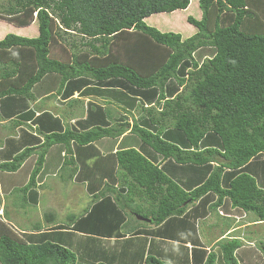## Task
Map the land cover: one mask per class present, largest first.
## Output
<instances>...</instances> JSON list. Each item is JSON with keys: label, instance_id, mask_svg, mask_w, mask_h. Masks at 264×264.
<instances>
[{"label": "trees", "instance_id": "obj_1", "mask_svg": "<svg viewBox=\"0 0 264 264\" xmlns=\"http://www.w3.org/2000/svg\"><path fill=\"white\" fill-rule=\"evenodd\" d=\"M8 3L3 9L8 18H15L21 28L35 22L37 34L9 33L0 39L1 116L13 122V115L19 112V120L32 117L14 99L32 98L35 86L37 93L47 92L50 86L46 80L54 77L61 88L66 82L77 88L106 82L117 88L94 86L88 90L108 93L122 102L126 99L130 109L139 104L147 117L134 120L131 128L133 144L138 147L119 149L103 158L92 144L112 136L111 129L62 131L48 114L38 118L43 129L59 131L49 133L39 146L43 151L23 192L34 186L45 151L59 145L68 151L66 161L78 162L76 179L86 182L91 203L81 215H71L64 224L44 230L35 222L30 230L18 234L0 218V264H78L86 259L91 264H170L160 258L162 250L154 253L147 238L162 242L171 238L183 247L192 242L190 264H215L216 254H207L196 245L195 221L225 203L264 221V0H199L201 18H186L196 30L190 37L162 31L151 18L186 11L191 0ZM58 29L81 34L84 45L94 53L73 54L69 62L64 61V49L61 55L53 52ZM113 40L121 42V51L114 55L109 49ZM204 48L214 54L199 65L193 53ZM107 51L113 57L100 59ZM169 81L174 82L172 88ZM180 86L186 88V95L181 92L173 97ZM23 147L12 138L6 140L0 151V181L7 183V176L30 168V163L24 162L39 147L19 152ZM90 154L98 158L88 166ZM151 156H161L164 164H154ZM66 164L64 161L62 166ZM118 173L124 180L116 185ZM20 195L14 196L17 208L23 207ZM27 199L20 200L24 203ZM4 212L8 217L6 208ZM43 217L52 222L55 213ZM137 217L150 220L153 227L123 231L133 227L128 218ZM126 234L131 237L122 246L104 245L105 239ZM259 243L264 258V246ZM218 246L222 264H239L235 253L240 240H224Z\"/></svg>", "mask_w": 264, "mask_h": 264}, {"label": "crops", "instance_id": "obj_2", "mask_svg": "<svg viewBox=\"0 0 264 264\" xmlns=\"http://www.w3.org/2000/svg\"><path fill=\"white\" fill-rule=\"evenodd\" d=\"M46 83L49 84L50 86V89L47 92H43V90H40L38 93L35 94L33 91L34 88H36L35 86L31 90L32 98L25 100L23 97L22 99H18L17 97L16 99H14L17 103H19L23 107L24 113L26 114L27 112H31L32 115L30 116L32 117H30L29 119L19 120L18 119L19 114H20L19 112L13 115V120H14L13 122V121H10L11 118L7 119L0 115L1 129L4 128L5 124L9 122L12 123L13 128H14L12 130L14 131L13 135H9L4 140L0 141V151L3 150L4 143L6 142L8 138H12L15 144L16 142H19V144L22 143L24 145L23 148L19 149V152H20V151H23L25 147L31 148V147L41 146V144L45 141V137L49 135V133L58 132L59 130H57V128L47 130L46 128L43 129L41 126L37 124L38 118H44V114H48L49 118H51V121L57 120L62 128L61 129L62 131L66 129H70L71 131H76L77 133H84L95 127L111 129L113 133L112 136L103 137L99 140H96L92 144V146H94L95 149H97L99 152L98 157L103 158L108 154H115L116 151H118L119 149H127L131 147H135L134 146L135 144H133L134 140L132 139L133 134L131 133V128L135 121L133 118H131L133 116L127 113V112H130L129 111L130 108H128V106L126 105L128 103V100L124 99V102H122L123 100L120 101L119 99L110 97L108 93H107L108 95L106 93L102 95L101 91L90 92L88 90L90 88H94V86L98 88L105 87L108 89L109 88L113 89L117 87H113V86L111 87L110 84H106V82L104 84H99L96 82H89V83H84L83 86H81L80 88H77L78 86L74 87L71 82L70 88L65 89V86L61 88L59 84L60 83L59 79L54 78V77H52L50 80H46ZM57 83H58V87L56 88L54 84H57ZM47 100L48 101L52 100L54 102L52 105L55 107L54 112L52 111V109H50L49 111L46 110L47 103H48ZM7 101H10V100H7ZM26 102H27V106L25 107ZM73 102H75L77 105L73 106L72 104ZM47 118L45 119L47 120ZM41 149L39 147L38 149L33 150L32 154L25 160L24 164L30 163V168L24 172H20V176L22 177V180H23L22 183L14 184L13 182H10V179L9 181H7V183L5 181L4 182L0 181V200H1L0 214L2 213L1 214L2 217L0 218L2 219L3 222H6L12 225V223L9 220V215L8 217L5 216V212H4L5 208L9 212L6 206L8 205V201L10 199L11 201L9 202V205H11L12 206L11 208H14L17 211L18 208H16L14 205V202H15L14 196L17 194L18 195L22 194L23 192L22 188L29 181V176H30L29 173L31 169L35 166L39 153L43 151V148ZM137 149H139L140 151V147ZM71 150H72V153H74L73 152L74 146L72 145H71ZM67 152L68 151L66 150H62V147H60L59 145L52 146L50 147L48 151H45L44 163L42 165L40 172L35 178L34 186H32L30 189L26 191V196L28 198L26 203L29 207L34 206L35 210L33 211V213H31L30 209L28 212V211H24L22 208L21 210L18 209L19 211L17 212V214H19L20 212L21 214H25V216L28 214L29 215L33 214L32 216H35V213H39V214L41 213L39 217H41L43 221V224H41L43 230L52 228L54 224H64L67 221L68 217L71 215H74V216L81 215L83 211L89 205L87 204V205H83L82 207H79V204H77L79 203V200L77 199L74 204L75 205L77 204L76 206L78 207L71 208L70 210L68 209L69 211L68 210H67L68 212L66 211L67 213L65 216H64L63 211L61 212L54 211L55 209L51 205L53 191H56L57 189L56 188L54 189L51 188V190L47 189V186H48L47 182L50 178L56 177V176L51 177L54 172L55 173L60 172L59 175L61 176L62 171H66L67 173H63L65 177L61 176L60 178V176L58 175L59 176L58 178L62 179L63 181L66 180L67 183H81L78 185L86 184V182L76 181L77 180L76 178H78L77 170L80 166L78 162L72 163L71 161L69 162L66 161L69 158L68 157L69 155L67 154ZM73 157L76 158L75 153L73 154ZM90 157L91 159L86 162L88 166H91L92 164H94L95 159L98 158V157L95 158V156H92V154H90ZM151 158H153L151 161L154 164H159V163H160L159 165L164 164V161H162L161 156H155V157L151 156ZM64 161L67 162L68 164L62 166L61 164ZM111 165H112L111 167L114 168V164L112 163ZM58 166L59 168L56 170ZM116 168H117V163L115 162V169ZM42 174L44 175L42 176ZM116 177H117L116 185H119L120 183L119 173L117 174ZM123 180L124 179H122L121 181ZM17 185L19 187H13ZM39 188H41V190H38ZM16 190H19L20 192L15 193ZM34 191L35 192L40 191L41 195L42 194L46 195L45 198L44 197L41 198L42 201H44L43 203H45L41 207L38 204L40 200L39 197H41L39 196L40 192L38 194L37 192L35 193ZM84 192H86L85 187H84ZM4 200L5 202H3ZM69 205H70V202L67 201L64 203L63 207L59 205L57 208L60 210L65 207L68 208ZM50 211H54L55 218L53 219V221L51 220L52 222H46L43 219L44 218L43 216L47 214V212L49 213ZM217 211L220 213L225 212L224 214L227 218L238 217L237 216L238 214L240 215L246 214L245 212L240 211L237 208H232L230 204H226V203H225V207L220 206L217 208ZM61 215L63 219L61 218ZM31 220L32 218H29L28 216V219L25 220L26 222L23 221L25 223V226L21 228V231L30 230L29 228L32 225L30 224ZM147 220L148 219H145V220L139 219V217H137V220H134V219L131 220L128 218L129 223L133 227L131 228L127 227L126 229L124 228L123 231H128V230L135 231L137 229H142V228L147 230L150 227H153L152 225L149 224L150 221H147ZM36 222L40 223V221L38 220H36ZM256 222H258L259 224L264 223V221L263 222L256 221ZM121 233L123 232L121 231ZM130 237L131 235L129 234H126L125 236H123V238H119V239L111 237L109 239H105L107 241H104V245L106 247L113 248V246H115L116 243H118V245L121 243V246H122L124 242L130 239ZM234 238L239 240V238L237 237H234ZM137 239L138 238L134 239V244L138 243ZM165 240L170 241V239L165 238L163 242ZM135 241L137 243H135ZM107 242H110V243H107ZM146 242L148 246L149 244H151L153 250H155L154 253L160 252V250L164 249L162 240H159L157 238H147ZM237 260L239 264H245L239 259L238 256H237ZM244 262H247V259H245Z\"/></svg>", "mask_w": 264, "mask_h": 264}, {"label": "rangeland", "instance_id": "obj_3", "mask_svg": "<svg viewBox=\"0 0 264 264\" xmlns=\"http://www.w3.org/2000/svg\"><path fill=\"white\" fill-rule=\"evenodd\" d=\"M10 1H13V0H0V39H2L6 34H9V33L16 34L19 36H27V37L36 36L37 28H36L35 22L34 23L32 22L27 27L21 28L18 26L16 22L17 20L15 18H8V14H6V12H3L4 7H6L9 4L8 2ZM198 1L199 0H191V4L188 6V9L186 11H182V10L175 11V13L157 16V17L151 18V20L152 19L154 20L153 23L154 22L158 23L159 25L158 27H160L159 29H161L162 31L181 32V34L185 35L186 37H190L195 34L196 30H194L191 25L187 24L186 18L188 16L194 17L198 20L201 18V11L198 7ZM35 16H36V11H34L32 14L33 18ZM146 24H151V22L147 21ZM60 27H62V25H60ZM58 30H59L58 32L57 31L54 32L57 37V43H55V45L53 46L54 48L53 52H55L57 55H61V52H63V49H64V51H66L67 53V57H66V54L63 55L64 59L63 58L62 59L64 61L69 62L73 54L75 56V55H78V53L86 52L89 55L94 53L88 46L84 45L85 41L82 39L81 34H77L73 30H68V31L63 30V29H58ZM96 46H100L99 43H97ZM120 47H121V42L113 40V42L111 43V46L109 47V49H111L112 55H114V53L116 54L119 53L121 50L118 48ZM213 54H214L213 50L209 48H204V49H200L196 51L195 53H193V57L196 60H198L199 65H200L202 62L206 61L207 59H210L213 56ZM112 55L109 53V51H107L103 56H100V59L104 58L107 60L108 57L112 58L113 57ZM86 80H88V78ZM173 83L174 82L172 81H169L167 83V85L170 86L169 88H172L171 85ZM5 84L7 83H4V85ZM54 86L57 88L58 83L54 84ZM66 88H70V82H66L65 89ZM176 89L177 91H174L173 97H175L176 94H179L181 92L185 93L184 95H186L187 91H186V88H183V86H180ZM33 91L35 94L37 93L36 88H34ZM11 97H14V96H11ZM155 99L152 100V103L156 101ZM4 102L9 103L7 100H4ZM47 102L48 103H47L46 110L49 111L50 109H52V111L54 112L55 107L52 106L54 102L52 100L50 101L47 100ZM72 104L73 106L77 105L75 102H73ZM2 105H3V99H0V108ZM148 106L150 105L147 104L146 107ZM141 109H142V106L137 104V106H135L133 109H129L130 112H127V113L133 116L131 118H133L134 120L136 118V121L139 122L141 117L143 118L147 117L146 114L141 112ZM0 113L2 114V111ZM13 129L14 128L11 122L5 124L4 128L2 129L0 127V141L4 140L9 135H13V132H14L12 131ZM137 145L138 144H135V146ZM140 147H143V149L151 150L145 144L142 145L140 143ZM260 159H263V158L260 157ZM58 168L59 166L56 168V170ZM63 173H67V172L62 171L61 173V176L65 177ZM59 174L60 172L58 173L54 172L51 177L53 176H56V177L50 178L47 182V185H48L47 189L49 190H51V188L57 189L56 191H53L52 201H51V205L55 209L54 211L56 212L63 211L64 216H65L66 213L71 208H77L78 207L76 206L77 204H79V207H82L83 205H87L91 203L90 194H88L87 190L86 192H84V187L86 188L85 184L78 185L81 183H67L66 180L63 181L62 179H60L61 176ZM58 175L60 176V178H58L59 177ZM7 177H8V181L10 179V182H13L14 184H20L23 182L22 177L20 176V173L18 175L11 174L10 176H7ZM122 179L124 178H122V175L120 174V183ZM13 187H19V186L17 185ZM38 190H41V188H39ZM18 192L20 191L19 190L15 191V193H18ZM36 192L39 194L40 191H36ZM25 195H26V192L22 193L19 196V204H23V207L18 208V209L21 210L23 208L24 211H28V212L30 209L31 213H33V211L35 210L34 206L29 207L26 202L23 203L20 200L22 198H25ZM39 196L41 197H39L40 200L38 204L41 207L43 204H45L43 203L44 201H42L41 198L42 197L45 198L46 195H43V194L41 195V192H40ZM77 199L79 200V203L75 205L74 203ZM10 201L11 200L9 199L8 205H7V208L9 210L8 212L9 220L12 223V229L16 233L19 234L21 232V228L25 226V223L23 221L27 220L28 216L29 218H32L30 224H34L36 220L40 221V224H43L42 218L39 217L41 213L40 214L35 213V216H32L33 214L31 215L28 214L25 216V214H21L20 212L19 214H17L19 210L17 209L16 211L14 208H11L12 206L9 205ZM67 201L70 202V205L68 208L65 207L60 210L57 208L59 205L63 207L64 203ZM3 202H5V200ZM195 203L196 202H193L187 206L186 213L191 209V205ZM224 213L225 212L220 213L217 211V209H215V210L209 211L205 217L200 218L197 221H195V230H196L195 235L198 240V244H196L198 245L197 247H200L201 250L206 251L207 254L211 252L215 253L216 258H217V260L215 261V264H222L220 262L221 255H220V247L218 246V244L224 240H228V239L231 240L232 238L237 237L239 238L241 242V247L236 252L239 259L245 264H263L264 258L262 257V254L259 250V245L257 244H260L259 242H262L264 246V223L261 222L262 224H259L258 222L255 221L256 220L255 217L248 213H246L245 215L238 214L237 215L238 217H234V218H227ZM61 218H62V215H61ZM193 238H195V236H193ZM171 240L172 239L170 238V241L165 240L163 242L164 249L161 252L160 258L168 261L170 264L171 263L176 264V262L181 264L187 261L190 264L191 251L193 250V247H194L193 243L187 241L186 244H183L184 245L183 247V246H178V245H181L180 242H177L174 240L171 241ZM107 243H110V242H107ZM245 259H247V262H244ZM85 261L84 263L80 262L78 264H91L89 260L86 259Z\"/></svg>", "mask_w": 264, "mask_h": 264}, {"label": "water", "instance_id": "obj_4", "mask_svg": "<svg viewBox=\"0 0 264 264\" xmlns=\"http://www.w3.org/2000/svg\"><path fill=\"white\" fill-rule=\"evenodd\" d=\"M139 219L145 220V219H143V218H141V217H139ZM147 221H150V220H147Z\"/></svg>", "mask_w": 264, "mask_h": 264}, {"label": "clouds", "instance_id": "obj_5", "mask_svg": "<svg viewBox=\"0 0 264 264\" xmlns=\"http://www.w3.org/2000/svg\"><path fill=\"white\" fill-rule=\"evenodd\" d=\"M0 216H2V215L0 214Z\"/></svg>", "mask_w": 264, "mask_h": 264}]
</instances>
